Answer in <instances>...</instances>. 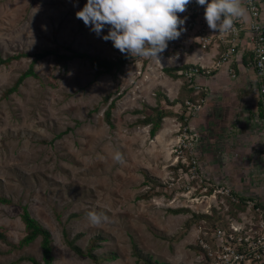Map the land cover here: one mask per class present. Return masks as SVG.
<instances>
[{
  "label": "rangeland",
  "instance_id": "1",
  "mask_svg": "<svg viewBox=\"0 0 264 264\" xmlns=\"http://www.w3.org/2000/svg\"><path fill=\"white\" fill-rule=\"evenodd\" d=\"M85 3L86 0H0V57L32 55L62 45L115 58L118 53L112 42L101 38L107 35L109 26L105 25L97 36L76 18L75 13ZM179 41L168 42L161 54V65L152 59L131 56L123 71L115 75H96L87 60L76 58L62 67L47 56L33 63L36 76L25 78L18 90L7 97L2 96L3 91L28 68L32 56L0 64V227L10 241L16 243L25 235L20 217L25 207L50 232L52 264H145L133 254V244L158 262L167 254L180 257L182 252L199 259V222L191 218L199 203L189 202L186 194L188 186L191 190L200 181L182 169V126L188 124L197 166L208 177H218L214 171L223 170L219 163L227 158L222 162L226 165L221 172L224 178H235L240 167L232 166L236 155L226 140L222 146L210 140L206 132L205 145L201 141L205 130L194 124V116H199L201 110L189 116L184 102L173 108L164 103V96H179L178 88L186 79H173L163 68L193 64L203 68L201 78H208L217 67L215 63L202 67L199 62H188L204 50L194 48L198 45H190L188 40V47ZM171 42L175 43L174 50ZM61 52L68 53L64 49ZM176 54L182 58L185 54L187 61L175 59ZM169 57L173 58L170 62ZM235 64H230L236 74L228 78L230 84L235 85L236 76L241 77L246 93L256 101L255 96H259L252 70L236 71ZM225 87L231 91L229 85ZM232 87L234 91L242 88L241 84ZM205 94L201 89L185 94L184 99L196 101ZM112 100L115 104L107 119L104 112ZM159 101L173 112L163 118L160 127L165 123L176 125L168 133L160 128L151 135L150 125L140 121L144 114L152 113L150 108ZM239 104V108L244 105ZM115 151L123 154L124 163L111 159ZM238 176V180L243 179ZM180 208L187 211L176 213ZM90 211L103 213L108 222L90 226ZM213 218L221 220L216 210ZM63 230L69 239L76 237L75 244L83 251L90 238L102 237L93 250L97 259L74 253L64 241ZM108 253L111 258H104ZM28 256L42 261L40 237L12 250L0 241V264H33L24 259Z\"/></svg>",
  "mask_w": 264,
  "mask_h": 264
},
{
  "label": "built area",
  "instance_id": "2",
  "mask_svg": "<svg viewBox=\"0 0 264 264\" xmlns=\"http://www.w3.org/2000/svg\"><path fill=\"white\" fill-rule=\"evenodd\" d=\"M194 4L197 5L195 0H191L186 11L178 14L185 20L179 43L188 47V40L190 45H198L194 48L200 47L207 49L206 51L215 49L214 63L217 67L236 63L241 69L252 70L261 108L257 117L263 134L259 148L260 179H247L244 187L235 188L228 178L212 179L213 176L208 177L202 172L201 167L197 166L193 146L189 142V126H182L179 147H183L180 151L184 152L179 156L181 161H185L186 171L191 178L197 177L200 181L191 190L186 186L189 192L186 197L189 202L199 203L198 209H192L194 213L206 216L196 226V245L205 253L204 258L199 256V261L202 260L205 264H264V0H243L248 19L236 20L233 30L223 33L210 30L204 19V10L199 11ZM174 45L175 43H170L171 49ZM175 57L182 59L179 54ZM197 69L198 66L194 65L183 72L195 92L205 88ZM232 70L229 68L227 72ZM202 102L204 103V97L196 101H184L189 116L202 110ZM185 120H188L187 116ZM215 210L221 220L208 224L207 217H214Z\"/></svg>",
  "mask_w": 264,
  "mask_h": 264
},
{
  "label": "clouds",
  "instance_id": "3",
  "mask_svg": "<svg viewBox=\"0 0 264 264\" xmlns=\"http://www.w3.org/2000/svg\"><path fill=\"white\" fill-rule=\"evenodd\" d=\"M204 7V19L210 30L229 32L236 20L248 19L243 0H195ZM191 0H86L75 13L76 18L100 36L105 25L107 35L101 38L111 41L121 53L152 59L161 65V54L168 42L178 39L185 23L178 15L186 11ZM169 62L173 60L169 57ZM111 159L124 163L123 154L115 151ZM90 226L98 227L108 222L103 213H87Z\"/></svg>",
  "mask_w": 264,
  "mask_h": 264
},
{
  "label": "crops",
  "instance_id": "4",
  "mask_svg": "<svg viewBox=\"0 0 264 264\" xmlns=\"http://www.w3.org/2000/svg\"><path fill=\"white\" fill-rule=\"evenodd\" d=\"M215 53L216 50L213 48L210 51L204 50L197 53L195 60H190L188 62H199L201 65L209 67L215 61ZM184 56L182 59L186 62L187 58L185 59ZM229 68L230 64H223L220 67L213 69L208 78L203 77L200 79L201 83L205 87L204 89L206 94L204 95V103L200 115L194 116V124L197 125L198 128L202 129V131L205 130V133L207 132L209 135H211L210 140H214L215 143H219L223 146L226 140L229 145L231 144L229 148L233 149L236 155L231 164L232 166H239L240 168L237 169L238 172L235 178L229 179H231L230 181L232 182L231 185L233 187L242 188L244 187V182L247 179L256 180L261 170V150H259V148L262 144L263 134L261 129L262 125L257 117L259 114V99L257 98V95L255 96L256 101H254L252 95H248L246 93V84L242 85L243 80H241V77L236 76V84H230L228 78L235 77L236 74L232 71V73L230 72L229 76L227 72ZM236 71H241V68L237 65ZM240 84L242 88L237 89L236 86ZM227 85L231 87V91H228L229 87H225ZM232 86L236 87L235 91ZM218 91L222 93L216 94ZM168 93L170 94L169 91ZM172 95L174 97L173 93ZM234 95H236V97H234ZM167 96L170 101L174 99L169 98V95ZM239 102L244 104L241 108H239ZM174 106H177V104ZM174 106L170 107L173 108ZM239 109H243L244 112L239 113L241 112ZM175 125V123H165L160 128H162L165 134L175 127ZM222 146L220 147V153L223 152ZM209 151L205 152L208 153ZM227 161L228 158L221 160L219 163L223 170V165L225 167L226 165L224 163L222 164V162ZM223 170H215L214 173L218 174V177L224 178V175H221ZM205 171H210L208 166H206ZM238 175H241L243 179L238 180ZM227 178L228 177L225 179ZM166 256V258L161 259V262L166 264H179L180 262L182 263L183 261H187L186 263L188 264H199V259H196V256L190 257L183 252L180 257L178 255L172 254H167Z\"/></svg>",
  "mask_w": 264,
  "mask_h": 264
},
{
  "label": "trees",
  "instance_id": "5",
  "mask_svg": "<svg viewBox=\"0 0 264 264\" xmlns=\"http://www.w3.org/2000/svg\"><path fill=\"white\" fill-rule=\"evenodd\" d=\"M196 5V4H194ZM170 45V44H169ZM114 48V47H113ZM61 49L66 50L68 53H63L61 52ZM118 55L113 58V59H108L104 56H100V55H92V54H88L85 52H80V51H76L73 50L69 47H64L62 45H56L55 47L52 48H45L42 49L38 52L33 53L32 55L30 54H26V53H19L16 55H10L8 57L2 58L0 57V64H4L7 65L9 64L12 60L15 59H19L23 56H32V60L29 63V66L26 70L22 71L20 73V75L16 78V80L13 82V84L6 88L3 91V95L4 97H7L9 94L15 92L18 90L19 85L23 82V80L29 76H36V73L33 69V63H35L36 61L43 59L44 57L47 56H52L54 62L56 65H60L62 67H65V64L73 59L79 58V59H83V60H87L90 64V66L92 68H94L95 70V74L96 75H101V74H109V75H115L117 72H121L124 69V65L126 64L127 60H129L131 58V55L125 54V53H121L118 49L114 48ZM174 50V48L172 49ZM171 53L173 54V52L171 51ZM194 66L193 64H185L182 66H175V67H166L163 68V71L171 78L173 79H180L182 77H185L184 75V70ZM197 71L202 74L203 73V68L198 66ZM235 72V71H234ZM201 78V76H200ZM186 82H184L182 84V86L179 88V96H177V98L173 99V100H169L167 98V96H164V103L168 106H174L176 104H180L183 103V99L185 94L187 93H191L194 92V88L192 86H190V84L188 83L187 78L185 77ZM192 99V98H191ZM104 100H107V97L104 98ZM185 100V99H184ZM114 101L112 100L107 109L105 110L104 114L105 117L108 119L110 116V111L111 108L114 106ZM185 107V105H184ZM152 113L151 114H144L143 118L140 122H142L143 124H149L150 128H149V133L151 135H155V133L157 132V130L160 128V124H162V120L164 117L172 115L173 112L168 109L167 107H165L160 101L157 102L156 106L150 108ZM180 117H183L182 115ZM180 165V164H179ZM182 165V164H181ZM183 168L185 170H187V167H185L183 165ZM176 170V168H175ZM154 186V185H153ZM154 192V191H153ZM4 201L8 202V200L3 199ZM182 211H187L186 208H180V209H176L175 212L179 213ZM24 226H25V235L18 241V242H12L8 239V237L6 236V234L4 233L5 231L3 230V228L0 227V241L2 243H6L9 245L10 249H19L27 244H29L30 242H32L33 240H35L37 237H40V246L42 248V261H38L33 257H24V259L27 260H31V262L33 264H52V255H51V251H52V245H51V235L49 230L44 227L42 224H40L35 218H33L29 212L27 211V209L24 207L23 211L20 215ZM206 217L200 213H193L192 214V219L196 222H199L201 218ZM213 217L209 218L207 217V222L208 224H212L213 222ZM190 224V222H188L186 225L188 226ZM67 232L66 230H63V236H64V241L66 242V244L69 246V248L76 253L77 255H85L87 257H89L91 260H96V256L93 253V250L97 247V244L99 241L102 240V237L99 236H95L93 238H90L86 247V251H83L78 245L75 244V239L71 238L69 239L67 237ZM197 251L199 252L200 256L202 258L205 257V253L201 250L200 246L196 245ZM132 249H133V254L137 257V259H141L142 261H144L145 264H166L163 262H158L154 259H151V257L149 255H145L142 254L141 251L137 248V246L135 244L132 245ZM111 254H107L104 255L103 257L108 259L111 258Z\"/></svg>",
  "mask_w": 264,
  "mask_h": 264
},
{
  "label": "flooded vegetation",
  "instance_id": "6",
  "mask_svg": "<svg viewBox=\"0 0 264 264\" xmlns=\"http://www.w3.org/2000/svg\"><path fill=\"white\" fill-rule=\"evenodd\" d=\"M206 136V133H205V135L203 136V139H204V137ZM202 138H201V141H203V143H204V145H205V139L203 140Z\"/></svg>",
  "mask_w": 264,
  "mask_h": 264
}]
</instances>
